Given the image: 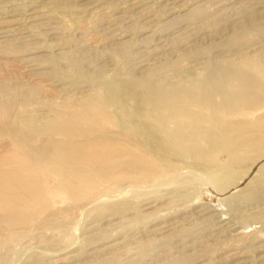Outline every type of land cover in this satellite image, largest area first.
Wrapping results in <instances>:
<instances>
[{
    "label": "rangeland",
    "instance_id": "374dc122",
    "mask_svg": "<svg viewBox=\"0 0 264 264\" xmlns=\"http://www.w3.org/2000/svg\"><path fill=\"white\" fill-rule=\"evenodd\" d=\"M242 23L255 53L264 46V0H0V153L12 150L5 130L16 116L85 91L133 162L67 189L42 179L29 217L0 214V264H264V142L230 164L204 160L221 167L216 179L177 156L153 163L133 143L137 101L154 98V85L204 75L208 54L234 55L226 43ZM137 156L149 172L131 171ZM247 161L257 166L235 167Z\"/></svg>",
    "mask_w": 264,
    "mask_h": 264
},
{
    "label": "bare ground",
    "instance_id": "6f19581e",
    "mask_svg": "<svg viewBox=\"0 0 264 264\" xmlns=\"http://www.w3.org/2000/svg\"><path fill=\"white\" fill-rule=\"evenodd\" d=\"M250 31L244 23L235 26L233 36L226 43L235 47V54H228L221 61L208 54L204 75L188 74L180 76L177 84L154 85L151 87L154 98L137 101L138 127L133 139L137 151L148 150L153 163L164 165L172 163V158L177 156L181 159L176 161L201 167L206 177L212 179L217 178L221 167L209 166L204 160L217 158L223 165L230 164L241 153L253 154L250 149L264 142V111L253 122L247 119L251 111L264 110V46L249 53L246 34ZM257 36L264 43V38ZM4 94L1 90L0 95ZM89 94L84 91L79 101H65L59 106L45 100L47 112L18 115L13 128H5L12 150L0 153V214L29 217L32 209L28 197L43 192L42 179H62L67 189L95 175L107 178L113 170L132 165L134 155L129 154L133 158H129L128 164L123 136L108 129L105 120L111 118ZM74 105L82 107V111L66 110ZM219 154L227 158L222 160ZM259 155L261 151L254 158ZM138 158L137 167H131V171L143 172L146 162ZM248 161L235 167L240 170L245 165L244 169L257 166V163L247 164ZM225 168L232 170L228 165ZM11 199L15 201L12 205Z\"/></svg>",
    "mask_w": 264,
    "mask_h": 264
}]
</instances>
